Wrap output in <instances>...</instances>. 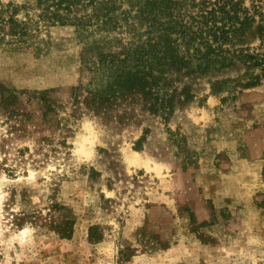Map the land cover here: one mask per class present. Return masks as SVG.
I'll list each match as a JSON object with an SVG mask.
<instances>
[{
	"label": "rangeland",
	"instance_id": "1",
	"mask_svg": "<svg viewBox=\"0 0 264 264\" xmlns=\"http://www.w3.org/2000/svg\"><path fill=\"white\" fill-rule=\"evenodd\" d=\"M39 1L0 0L19 24L0 29V264H264V78L230 96L210 82L241 76L239 62L170 72L167 118L134 91L99 97L146 41L138 0L60 10L91 19L84 30L44 19ZM179 1L174 14L216 20L230 6ZM110 5L114 18L96 23ZM243 6L252 21L235 48L264 52V0Z\"/></svg>",
	"mask_w": 264,
	"mask_h": 264
},
{
	"label": "trees",
	"instance_id": "2",
	"mask_svg": "<svg viewBox=\"0 0 264 264\" xmlns=\"http://www.w3.org/2000/svg\"><path fill=\"white\" fill-rule=\"evenodd\" d=\"M83 0H40L43 17L51 22H68L84 30L92 21H84L75 17L73 23L69 17L62 15L60 10L71 13ZM116 1V0H111ZM98 0H87L86 6L98 4ZM179 0H138L135 4L141 24L146 26L144 34L146 41L120 63L111 66L112 73L108 85L95 90L102 98L114 97L117 92L134 91L139 93L149 104V110L163 118H167L175 108L177 87H174L169 73L191 76L208 74L212 70H221L237 62L245 66V72L233 80L211 81V89L215 94L227 91L229 95L239 88H248L260 84L264 78V52L249 48H235L237 41H243L245 28L252 18L243 6V0H224L228 9L222 11L223 16L216 20L213 9L202 10L196 15L186 17L174 14L173 8L180 7ZM184 6L186 4H183ZM106 12L99 14L94 11L96 23H103L114 17V6L104 7ZM52 10V11H51ZM95 10V9H94ZM50 11V13H49ZM204 11V12H203ZM167 15V20H162ZM136 16V17H137ZM135 18V17H134ZM221 22L218 25L217 22ZM6 23H14L18 29L17 20L0 17V29ZM14 34L17 32L14 30ZM260 37V49L264 50V24L257 28ZM102 59V64H107ZM112 95V96H110ZM179 95L187 102L194 97L189 85H185ZM179 101L180 98H178ZM145 139L142 136L138 143ZM139 149L140 147H136Z\"/></svg>",
	"mask_w": 264,
	"mask_h": 264
},
{
	"label": "clouds",
	"instance_id": "3",
	"mask_svg": "<svg viewBox=\"0 0 264 264\" xmlns=\"http://www.w3.org/2000/svg\"><path fill=\"white\" fill-rule=\"evenodd\" d=\"M92 124V122L91 121H86V124H85V126L86 127H88V126H90Z\"/></svg>",
	"mask_w": 264,
	"mask_h": 264
}]
</instances>
